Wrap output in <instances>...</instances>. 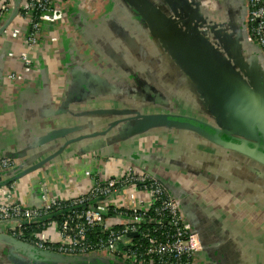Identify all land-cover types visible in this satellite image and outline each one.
Wrapping results in <instances>:
<instances>
[{
	"label": "crops",
	"instance_id": "0c3cea01",
	"mask_svg": "<svg viewBox=\"0 0 264 264\" xmlns=\"http://www.w3.org/2000/svg\"><path fill=\"white\" fill-rule=\"evenodd\" d=\"M5 1L8 12L0 13V155L21 164L13 200L38 204L43 194L72 197L91 185L96 171L107 176L117 167L133 166L190 205L207 264H264V166L193 131L152 127L132 132L140 122L131 120L136 115L211 123L192 81L139 9L127 0H60V17L41 22L30 44L28 18L14 0ZM143 1L155 4L169 23L188 17L179 4ZM63 139L77 141L75 156L23 174L56 152L51 140L59 147ZM93 148H101L94 153H101L105 164L85 155ZM4 250L0 244V264L20 257ZM31 259L16 264H48Z\"/></svg>",
	"mask_w": 264,
	"mask_h": 264
},
{
	"label": "built area",
	"instance_id": "2783aa9c",
	"mask_svg": "<svg viewBox=\"0 0 264 264\" xmlns=\"http://www.w3.org/2000/svg\"><path fill=\"white\" fill-rule=\"evenodd\" d=\"M205 1L218 4L224 0ZM59 3L20 0L22 15L29 20L28 43L35 44L41 22L60 17ZM244 4L247 39L264 56V0H244ZM7 12V2L0 0V13ZM21 61L29 65L26 58ZM16 164L0 157V182L5 183L3 173ZM91 179L90 186L79 188L72 197L51 199L43 194L38 204L13 200L17 182L0 184L1 231L38 251L70 258L114 264L207 263L178 200L154 177L130 166L117 167L107 176L98 170ZM54 214L60 220L51 219Z\"/></svg>",
	"mask_w": 264,
	"mask_h": 264
},
{
	"label": "water",
	"instance_id": "95a60500",
	"mask_svg": "<svg viewBox=\"0 0 264 264\" xmlns=\"http://www.w3.org/2000/svg\"><path fill=\"white\" fill-rule=\"evenodd\" d=\"M14 1L18 9L20 0ZM175 2L176 5L179 4L181 12H187L188 16L185 20L180 18L176 24L164 21L155 4L135 0L131 5L139 9V14L144 17L153 34L168 45L166 51L181 72L192 81L202 106L208 110L211 123L204 124L188 117L171 115H136L131 120L140 122L132 127V132L152 127L193 131L230 153L264 166V56L247 39L244 0H224L218 4L205 0ZM63 140L59 147L51 140V148L56 152H50L49 155L47 153L45 160H40L37 167L25 170L23 174L33 172L36 168H42L51 162H63L75 156L77 141ZM98 149L101 148L86 150L85 152L89 154L85 155L101 158V153H94ZM0 157L15 160L13 156ZM15 162L17 163V160ZM20 165L17 163L12 170L3 173L5 183L0 184L14 181L19 187L22 175ZM154 178L178 200L191 230L200 237L188 212L190 205L184 204L181 196L175 195L162 181L155 176ZM1 230L2 227L0 244L4 251L7 254L11 251L20 256L8 259L11 264H16V260L19 259H27L29 262L31 258L48 264H86L92 263L93 260L104 261L93 258H70L38 251L25 243L4 236ZM200 243L203 246V260L206 261L207 250L204 243Z\"/></svg>",
	"mask_w": 264,
	"mask_h": 264
},
{
	"label": "trees",
	"instance_id": "16d2710c",
	"mask_svg": "<svg viewBox=\"0 0 264 264\" xmlns=\"http://www.w3.org/2000/svg\"><path fill=\"white\" fill-rule=\"evenodd\" d=\"M128 1V3H130V4H134L135 3V0H127ZM166 2L169 4V6L171 7L172 5H175V6H177L174 2H170L169 0H166ZM168 6V7H169ZM52 218L51 219H53V220H55V221H58V220H60V215L59 214H54V215H52L51 216ZM90 264H113V263H111V262H108V261H98V260H93V262L92 263H90Z\"/></svg>",
	"mask_w": 264,
	"mask_h": 264
},
{
	"label": "rangeland",
	"instance_id": "374dc122",
	"mask_svg": "<svg viewBox=\"0 0 264 264\" xmlns=\"http://www.w3.org/2000/svg\"><path fill=\"white\" fill-rule=\"evenodd\" d=\"M176 60H177V58H176ZM219 122V121H218ZM218 124V123H217Z\"/></svg>",
	"mask_w": 264,
	"mask_h": 264
},
{
	"label": "flooded vegetation",
	"instance_id": "af4514ba",
	"mask_svg": "<svg viewBox=\"0 0 264 264\" xmlns=\"http://www.w3.org/2000/svg\"><path fill=\"white\" fill-rule=\"evenodd\" d=\"M114 264V263H113ZM207 264V263H206ZM209 264V263H208Z\"/></svg>",
	"mask_w": 264,
	"mask_h": 264
}]
</instances>
